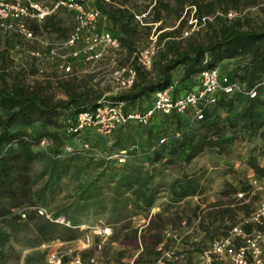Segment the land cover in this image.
Here are the masks:
<instances>
[{
  "label": "rangeland",
  "instance_id": "rangeland-1",
  "mask_svg": "<svg viewBox=\"0 0 264 264\" xmlns=\"http://www.w3.org/2000/svg\"><path fill=\"white\" fill-rule=\"evenodd\" d=\"M126 7L136 10L132 0L126 1ZM235 8L237 12L235 17L239 19L241 28L255 27L264 30V0H259L253 5H240ZM219 9L221 6L214 7V11ZM190 17L193 18L189 13L187 21ZM207 17L208 22H214L211 15ZM160 18L161 22L158 23L162 29L157 32L153 30L154 33L168 31L174 39H183L181 32L187 25L185 21L178 22L170 10L162 12ZM53 22H55L54 28L47 24L46 28L37 31V35L47 39L64 37L69 30L68 18L57 15ZM129 25L135 30L132 39L139 42H144L147 34L152 30V25L148 31L138 22H130ZM193 36L198 42L206 41L208 37L206 26L201 24ZM14 42L13 44V41L0 36V52L5 58L3 63L7 84L16 77L30 90L43 86L46 93L53 94V99H64L65 96L59 86L63 80L75 76L74 83L79 92H87L90 96L97 92L102 94L109 92V83L104 75L107 73L105 68L101 69L103 72H99L97 78L91 73L61 76L48 62L39 64L38 68L41 71H38L36 66L27 65L23 43ZM129 54V49L124 44L119 50L113 52L114 58L120 64L128 60ZM172 76L173 79L179 80V67L173 71ZM93 78L96 80L93 81ZM190 81L196 82L197 77L191 78ZM148 103L149 100L143 99L137 105L138 108H144ZM242 106L243 104L238 102L227 103L217 110L215 119L219 125V133L214 138L216 142H219L218 146L202 149L187 163L181 157L180 144L184 134L201 132L199 125L193 126L192 132L186 131L189 126L183 128L185 131L183 129L180 131L173 120L159 118L156 115L147 126H133L134 124L130 123L120 132H112L109 137L98 138L100 145L111 142L106 156L121 148L127 149L125 162L133 159L135 163L132 166H138L141 171L152 174V183L160 181L164 187H169L175 179L183 181L184 175L195 174V184H193L195 188H207L212 194L210 201L200 208L185 205L184 201L173 203L172 197L166 195L163 196L165 198L161 200L157 211H154V207L140 209V204L134 202H137L139 197L138 186L130 184L133 181L139 182L128 178L129 172L133 169L119 167L120 164L112 158L105 159L110 161L106 164L108 167H103L96 160L91 159L104 155L102 149L94 145L95 137L92 133L71 137L73 148H78L81 140H88L89 150L81 157L69 160L66 173L56 180V187L52 191L47 190L43 193L41 203L37 205L41 212L38 214H42L44 219L54 224L50 229L52 230L50 239L44 240L36 233L35 225L40 220L35 217L28 219L36 206L23 205L20 209L24 212V217L19 216L12 228H4L8 235L0 245V264H49L47 256L50 253L61 256L59 264H72L75 256L83 262L93 253L92 245L99 240L93 226L104 225L108 218L115 217L116 209L119 210L118 208L121 207H124L121 212L125 219L111 225L109 235L101 237L103 245L98 264H158V260H163L165 264H192L194 258L207 246L212 237L224 235L230 224L249 216L259 197L258 193L248 194L250 190L248 178L251 174L248 162L255 160L260 166H264V108L259 109L262 112L261 116L257 115V120H253L252 117L243 119L240 116ZM72 111V107L67 110V118L71 116ZM21 129L33 135L38 128L36 124H29ZM46 129L49 130L48 127ZM176 131L177 136L174 134ZM161 136L166 137L164 143H158ZM55 144L54 141L43 138L42 143H34L31 149L37 151L48 149ZM153 152L159 153L160 157L156 161L150 159ZM170 152H173L171 153L173 155H170ZM46 159H39L32 163L30 174L34 176L38 173ZM105 169L107 172L115 173L116 176L124 174L126 177L121 179L119 185L110 182L111 179L107 176L101 175L97 179L98 173H104ZM45 178H39L32 186V190L38 189ZM129 186H131L130 189H128ZM237 191L246 192L245 201L234 197L233 193ZM87 193H90V198L81 199ZM91 199L104 206L105 212L95 217L89 215L87 205L83 204V201ZM77 204H83L79 207L82 210L77 208ZM17 210L11 209L10 212L15 215ZM151 212H159V217L149 221ZM132 215L134 216L130 218ZM197 217L199 219L195 221ZM203 217L206 221H203ZM190 219L195 223H191ZM72 220L79 224L71 225ZM181 220H185V223H180ZM207 226H211V229H207ZM64 227L74 228L72 238L62 239ZM171 230L175 238L168 235ZM85 234L90 236L92 245L84 246ZM164 253L168 254V257H165Z\"/></svg>",
  "mask_w": 264,
  "mask_h": 264
},
{
  "label": "trees",
  "instance_id": "trees-1",
  "mask_svg": "<svg viewBox=\"0 0 264 264\" xmlns=\"http://www.w3.org/2000/svg\"><path fill=\"white\" fill-rule=\"evenodd\" d=\"M112 1L114 3L97 4L101 13L99 24L117 36L119 41L118 50L123 44L127 46L130 52L127 60L129 61L136 48L143 45L146 41L139 42L133 40L132 35L135 30L129 25L130 22L136 23L133 14L138 12L140 8L137 6L136 10L127 8V0ZM258 1L155 0L149 13L150 16L144 19L143 23H160L161 13L170 10L178 22H186L187 25L182 29L183 32L190 28V25L187 23V16L190 13L189 6H192V16L196 19L199 25L198 28L200 27L201 17L212 16L214 22H208L204 19L202 23L207 28L208 37L206 41L198 42L193 36L198 31V28L190 31L183 39H174L168 31L157 33L156 41L160 44L158 43L159 46L152 55L150 68L145 70L139 67L132 58L131 62L135 68L133 84L125 91L110 95L109 99L122 101L125 108L130 111H140L143 108H138L137 104L143 99L149 100L151 93L170 84L171 80H173L172 73L177 67L180 68V78L177 80L175 90H186L194 85L195 82L190 80L201 70L215 66L224 59L237 58L238 60L235 65L229 70V75L244 83L246 87L258 83L256 97L247 98L238 93L230 96H220L210 110L205 113L203 120L189 125L186 131H194L192 127L196 125H199L202 131L184 134V138L180 144L181 157L187 163L202 149L218 146L219 142H216L214 138L219 133V125L215 119L218 109L227 103L238 102L243 104L242 112H240V116L243 119L252 117L253 120H257V115L261 116L262 112L259 109L264 108V30L255 27L241 28L237 17L227 20L215 14V12L223 13L227 9L234 10L237 6L253 5L258 3ZM216 6H221V9L214 11V7ZM185 7L187 8L184 10ZM54 19L55 16L47 17L41 24V28H46L47 24L54 28ZM159 23L154 28L155 32L162 29L159 27ZM142 26H145L144 29H147V31L148 28H151L148 24ZM32 29L37 31V26L33 25ZM1 37L13 41V44L16 41L12 37ZM4 60L3 53L0 52V245L8 235L7 230L4 228H12L19 219L18 214L14 215L10 212L11 209H17L26 204L36 206L30 213L31 216H28V219L35 217L40 220L35 225V231L44 240H48L52 231L50 229L54 224L44 219L42 214H38L39 207L37 205L41 203L43 193L47 190L52 191L56 187V180L66 173L69 160L83 155L63 152L66 145L72 146L71 137L75 136L68 132V128L71 126L73 117L77 112L94 108L102 96V92H97L90 96L87 92L77 91L76 84L74 83L76 80L75 76L63 80L59 86L65 96L64 99H53V94L50 92L46 93L43 86L30 90L16 77H13L10 83L7 84L5 81ZM26 63L28 66L33 67V62ZM70 107L73 108V111L71 112V116L67 118V110ZM165 119L173 120L175 126L180 131L184 127H188L185 123V117L182 115H171L165 117ZM29 124H36V128H38L33 135L27 134L21 129V127ZM133 126L139 125L134 124ZM47 127L49 130L46 129ZM127 127L128 124L117 128L113 132H120ZM184 129L183 131H185ZM89 133H92L93 137H95V140H93L94 145L102 149L104 154L91 159L96 160L103 167L107 166V162L110 163V161H106L105 159L111 142L100 145L98 138L101 136L88 130L82 134L86 136ZM43 138L54 141L56 143L55 146L38 151L32 150L31 146ZM86 141L88 142V140ZM1 148L4 149L2 150ZM171 153L173 152L169 154L173 155ZM159 157L158 152H153L150 159L156 161ZM44 158H47V161L42 169L34 176L30 174L32 163ZM133 163H135L133 159H128L127 162L124 161L119 167L123 166V168L133 169L129 172L128 178H133L139 182L133 181L130 183L132 186L137 185V189L139 190L138 200L134 202L140 204V209H150L157 193L164 186L160 181L152 183V174L141 171V168L138 166H132ZM248 166L252 176L264 184V166H260L255 160H249ZM106 169L104 173H98L96 178L99 179L101 175L107 176L111 179L110 182L119 185L121 179L126 177L124 174L116 176L115 173L107 172ZM42 177H46L44 183L38 189L32 190V186ZM194 178V175H184L182 177L183 181L175 179L170 183L169 192L173 199L172 201H178L182 197L193 194L198 190L193 185L195 184ZM84 198L88 200L90 193L81 197V199ZM83 204L87 205L88 214H91V216H99L105 212L104 206L94 199L83 201ZM83 204H77L76 206L80 209L79 207ZM118 209H116L115 217L108 218L104 225L110 228L114 223L125 219L121 212L124 210V207ZM158 213H151L149 221L158 218ZM71 222L73 226L79 224L75 220ZM207 229H211V226H207ZM74 232V228L64 227L62 239L68 240L72 238Z\"/></svg>",
  "mask_w": 264,
  "mask_h": 264
},
{
  "label": "built area",
  "instance_id": "built-area-1",
  "mask_svg": "<svg viewBox=\"0 0 264 264\" xmlns=\"http://www.w3.org/2000/svg\"><path fill=\"white\" fill-rule=\"evenodd\" d=\"M134 5L140 8L133 14L136 22L143 25L142 21L150 16L151 7L155 0H132ZM98 3H114L112 0H0V36L14 38L22 42L25 47L27 61L33 62L38 68L39 64L48 62L61 76L74 73H91L98 77L99 72L105 68L106 79L109 83V92L103 93L97 104L91 110L77 112L72 120L68 132L75 136L81 135L86 130L101 137H109L114 130L127 124L147 126L158 115L165 118L171 115L185 117L186 126L204 119L205 113L216 103L222 95L230 96L234 93L247 98L257 95V85L246 87L244 83L232 78L229 70L235 65L237 58L224 59L212 67L201 70L197 75V81L190 88L179 93L177 80H171L166 87L151 93L149 103L140 111H130L125 108L122 101L109 99L110 95L125 91L131 87L135 79V63L147 70L150 68L152 55L158 48L156 33L153 32L158 22L147 23L152 25L143 45L138 46L132 54V58L125 63H118L113 52L118 50L119 41L109 29L99 24L101 13ZM187 7L184 8V10ZM190 16L193 7L189 6ZM215 14L229 20L237 15L233 9ZM63 15L69 20V30L64 37L47 39L37 35L41 30V24L49 16ZM208 17L200 18V25ZM188 30L182 32L186 36L190 31L196 30L198 24L195 18L187 21ZM37 26V31L32 26ZM20 44V43H19ZM102 76V75H101ZM96 78L92 80L95 81ZM264 83V81H263ZM176 136L178 132L174 133ZM165 136L158 139V143H164ZM43 142V139L39 140ZM89 150L88 142L81 140L78 148L66 145L64 153L84 154ZM128 150L121 148L106 159H114L118 164L125 161ZM248 194L258 193L259 197L254 210L247 217H242L230 225L224 235L212 237L207 246L197 254L192 264H264V184L260 183L250 174L248 178ZM263 189V190H262ZM257 191V192H256ZM263 191V192H262ZM245 193H234L236 199L245 201ZM17 214L24 217V212L17 208ZM152 210V209H151ZM39 213L40 210H38ZM154 213V212H151ZM99 240L91 244V238L85 234L84 246L92 245L93 253L83 262L78 256L72 260V264H98V258L102 250L101 237L109 235V227L105 225L93 226ZM168 257V254H163ZM60 255L50 253L47 256L49 264H59ZM158 264H165L158 260Z\"/></svg>",
  "mask_w": 264,
  "mask_h": 264
},
{
  "label": "crops",
  "instance_id": "crops-1",
  "mask_svg": "<svg viewBox=\"0 0 264 264\" xmlns=\"http://www.w3.org/2000/svg\"><path fill=\"white\" fill-rule=\"evenodd\" d=\"M221 64H224L226 63L224 60H222L220 62ZM179 93H181V91H178ZM195 175V174H194ZM159 193H162V194H159ZM157 193V196L156 198L154 199L153 203H152V206L151 207H154V211H157V208L160 206V202L162 199H164L165 197L163 196H171L170 195V192H169V187H163V189L160 190V192ZM162 195V197L160 196ZM210 195H212L210 193V191L204 187H200L198 190H196L193 194H189V195H186L185 197H182L181 199H179L178 201H174L173 203H179L180 201H184L183 203L185 205H189L190 207H204L205 204H207L208 201H210ZM214 195V194H213ZM134 215H132L130 218H132ZM199 217L196 218L195 221H198ZM203 221L205 220L206 221V218L203 217L202 218ZM191 220V223H195V221H193L192 219ZM189 220V221H190ZM180 223H185V220H181ZM169 226V224H168ZM168 235L172 236L173 238H175V234L173 233V230L170 231V233H168ZM110 238V237H109Z\"/></svg>",
  "mask_w": 264,
  "mask_h": 264
}]
</instances>
